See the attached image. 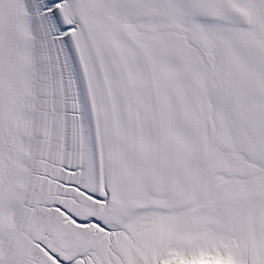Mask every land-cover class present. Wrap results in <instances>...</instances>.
I'll return each mask as SVG.
<instances>
[{
	"label": "snow or ice",
	"instance_id": "obj_1",
	"mask_svg": "<svg viewBox=\"0 0 264 264\" xmlns=\"http://www.w3.org/2000/svg\"><path fill=\"white\" fill-rule=\"evenodd\" d=\"M0 264H264V0H0Z\"/></svg>",
	"mask_w": 264,
	"mask_h": 264
}]
</instances>
